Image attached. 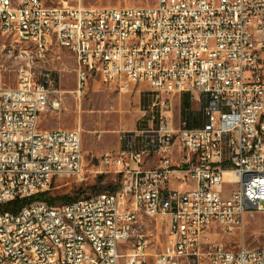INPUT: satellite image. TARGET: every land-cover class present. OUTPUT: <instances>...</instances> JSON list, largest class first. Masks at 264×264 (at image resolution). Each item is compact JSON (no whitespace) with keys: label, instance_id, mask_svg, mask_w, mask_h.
<instances>
[{"label":"built area","instance_id":"built-area-1","mask_svg":"<svg viewBox=\"0 0 264 264\" xmlns=\"http://www.w3.org/2000/svg\"><path fill=\"white\" fill-rule=\"evenodd\" d=\"M0 29L25 47L15 87L0 66V203L48 191L59 177L87 179L81 129L39 125L62 105L56 76L36 68L53 44L74 57L76 97L89 80L119 92L144 85L151 128L147 146L98 159L121 177L117 189L0 212V264H264V247L216 239L264 211V0H0ZM180 94L203 97L201 125H175ZM150 155L156 163L146 167ZM174 173L193 186L170 188ZM159 217L162 245L139 229L157 228Z\"/></svg>","mask_w":264,"mask_h":264},{"label":"rangeland","instance_id":"rangeland-1","mask_svg":"<svg viewBox=\"0 0 264 264\" xmlns=\"http://www.w3.org/2000/svg\"><path fill=\"white\" fill-rule=\"evenodd\" d=\"M45 5L67 3L89 6H145L154 5L156 0H42ZM25 47L17 38L0 29V66L2 80L6 87H15L18 70L25 64V57L21 53ZM45 68L57 78L58 88L61 90V109L54 112H45L40 117L41 128H75L81 129L82 149L87 168V179L76 181L72 177H59L53 180L48 192L52 196L67 195L78 199L87 198L104 191H113L120 187L121 177L111 172L90 171V155H97L105 151L119 148L136 147L140 140L139 135L129 140L127 131L131 118H140V105H146L144 97L141 102L134 95L138 92H119L112 86L99 80H89L87 89L77 99L75 60L72 54L63 47L53 44L44 58L36 63V68ZM141 103V104H140ZM178 101H174V118H178L176 111ZM180 109L179 114H181ZM136 134V132H135ZM226 188H232L226 185ZM68 203V202H67ZM64 204L57 200L54 205ZM140 231L152 233L158 237V245H162L167 230L165 217L141 226ZM217 241H221L228 248L244 247L247 249L264 247V211L247 214L243 225L231 234L219 233Z\"/></svg>","mask_w":264,"mask_h":264},{"label":"crops","instance_id":"crops-1","mask_svg":"<svg viewBox=\"0 0 264 264\" xmlns=\"http://www.w3.org/2000/svg\"><path fill=\"white\" fill-rule=\"evenodd\" d=\"M112 86V85H110ZM112 88L116 89L114 86H112ZM138 92L139 95H134L136 98H138L139 102H141V96L144 97L146 102H149V99L145 96V86L144 85H139V86H135L133 87L130 91H128L129 93L131 92ZM80 97V96H79ZM77 97V99L79 98ZM184 98L188 99V107L186 109V113L185 116L186 118H183L182 114H179L180 109H182V101ZM175 101H178V105L176 108L177 114H178V118H174V123L175 125H177L179 123V121L181 119H186L189 125L192 126H198L201 125L204 122V116H203V112H202V104H203V97H201L199 100L195 97H190L186 94H180L175 98ZM143 102V101H142ZM141 104V103H140ZM147 105V104H146ZM145 104L140 105V118H131V121L129 123V128L127 129V131H133L131 132V134L129 133V140H131L132 136L134 135H139L140 136V140L138 141V145L136 147H130V148H143L145 146H147V141L145 138V135H143V132H145L146 130H150L151 128L147 125V120H149V118L145 117V111L143 110ZM80 128V127H79ZM136 132V134H135ZM81 146H82V140H81ZM123 149H128V148H119L118 150H111V151H105L102 152L100 154L97 155H90V164H91V169L90 171H95V170H102L104 172H110V170L106 167H101V165H98V159L100 158V156H102L105 153H115L119 150H123ZM83 152V149H82ZM178 155V149L175 150L174 152V157H176ZM84 156V153H83ZM156 163V157L154 155H150L148 157H146L144 165L146 167H152L154 166ZM84 164H85V158H84ZM86 168V166H85ZM87 169V168H86ZM178 174L174 173L170 180H169V186L172 189H183L185 187H192L193 183L192 182H188L186 185L182 184L179 182L178 179Z\"/></svg>","mask_w":264,"mask_h":264},{"label":"trees","instance_id":"trees-1","mask_svg":"<svg viewBox=\"0 0 264 264\" xmlns=\"http://www.w3.org/2000/svg\"><path fill=\"white\" fill-rule=\"evenodd\" d=\"M188 107V99L184 98L182 101V112L181 114L183 117H185L186 109ZM118 187L114 188L117 189ZM75 197H70L67 195L63 196H52L50 192L45 191L41 193H37L33 196L26 197V198H20V199H14L12 201H9L7 203H0V212H17L19 209H21L23 206L31 203L32 201L38 200L46 202L49 205H54L57 200H61L64 203L71 202L76 200Z\"/></svg>","mask_w":264,"mask_h":264}]
</instances>
